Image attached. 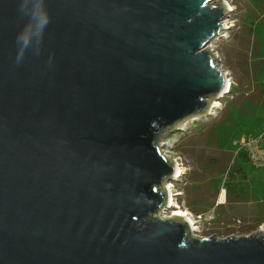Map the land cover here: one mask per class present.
<instances>
[{
    "label": "water",
    "instance_id": "1",
    "mask_svg": "<svg viewBox=\"0 0 264 264\" xmlns=\"http://www.w3.org/2000/svg\"><path fill=\"white\" fill-rule=\"evenodd\" d=\"M216 2V3H215ZM221 0H0V264H264V234L161 216L167 134L228 74Z\"/></svg>",
    "mask_w": 264,
    "mask_h": 264
},
{
    "label": "rangeland",
    "instance_id": "2",
    "mask_svg": "<svg viewBox=\"0 0 264 264\" xmlns=\"http://www.w3.org/2000/svg\"><path fill=\"white\" fill-rule=\"evenodd\" d=\"M221 2L229 8L228 29L209 48L229 87L211 115L165 136V154L178 173L167 183L171 208L161 216L183 210L195 221V236L226 239L264 234V0ZM234 162L244 167L234 172L242 190L228 197L218 184Z\"/></svg>",
    "mask_w": 264,
    "mask_h": 264
},
{
    "label": "trees",
    "instance_id": "3",
    "mask_svg": "<svg viewBox=\"0 0 264 264\" xmlns=\"http://www.w3.org/2000/svg\"><path fill=\"white\" fill-rule=\"evenodd\" d=\"M251 16V14H250ZM254 22H256L255 20L252 21V28L254 26H256L254 24ZM260 26H262V33L264 35V21L260 24ZM246 160L250 161L249 157L246 155ZM240 166V167H239ZM236 168H238V170H236ZM231 169H233V173L231 174H227V177L223 180L221 179L219 184H218V189H220V187H225V189L227 190V194L228 197L231 196V194H239L242 190V182L239 180H237V176L236 174H234V172L238 171L240 172L241 170L244 169L243 165H239L237 164V162H234L231 166Z\"/></svg>",
    "mask_w": 264,
    "mask_h": 264
},
{
    "label": "bare ground",
    "instance_id": "4",
    "mask_svg": "<svg viewBox=\"0 0 264 264\" xmlns=\"http://www.w3.org/2000/svg\"><path fill=\"white\" fill-rule=\"evenodd\" d=\"M214 107H218V105L215 104ZM187 124H189V123H187ZM187 124L182 125V129H185V128L187 127ZM177 170H178V166H177ZM177 173H178V171H177ZM172 215H173V214H172ZM174 215H175V216H178V217H181V218H184V219H187L188 221L192 222L193 224H194V222H195V221H193V220L190 218V215H189L187 212L183 211V210H179V211L175 212ZM188 217H189V218H188ZM193 227H194V226H193ZM194 231H195V228H194ZM262 233H263V232H262Z\"/></svg>",
    "mask_w": 264,
    "mask_h": 264
},
{
    "label": "built area",
    "instance_id": "5",
    "mask_svg": "<svg viewBox=\"0 0 264 264\" xmlns=\"http://www.w3.org/2000/svg\"><path fill=\"white\" fill-rule=\"evenodd\" d=\"M165 152V151H164ZM198 221H201L202 220V216H198ZM206 220V219H205ZM202 222H203V220H202Z\"/></svg>",
    "mask_w": 264,
    "mask_h": 264
}]
</instances>
